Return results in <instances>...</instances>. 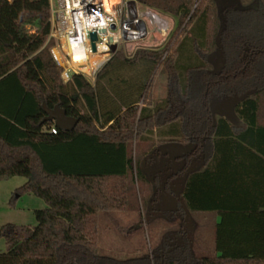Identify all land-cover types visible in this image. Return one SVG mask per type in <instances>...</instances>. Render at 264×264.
<instances>
[{"label": "trees", "instance_id": "obj_1", "mask_svg": "<svg viewBox=\"0 0 264 264\" xmlns=\"http://www.w3.org/2000/svg\"><path fill=\"white\" fill-rule=\"evenodd\" d=\"M199 1L137 0L179 16L178 37L172 45L130 55L118 49L92 83L82 74L69 82L61 77L51 52V0H0V181L26 176L20 192L48 203L35 209V224L2 225L7 249L0 250V264H131L149 258L103 250L100 219L115 209L145 212L148 195L130 197L123 186L127 178L132 188L141 182V191L151 184L143 155H134L131 143L157 136L196 143L177 155L182 164L168 176L181 177L178 207L168 209L173 217L151 243L149 264H264V28L251 31L254 18L256 28L264 23L258 18L264 9L230 5L219 14L217 0ZM218 40L234 50L233 56L222 51L226 63L220 70L207 57L217 53ZM247 50L253 52L248 60ZM165 71L175 78L177 96L153 104L149 92ZM198 72L210 89L193 98ZM248 85L255 86L240 93L234 107L238 123L212 113L213 89ZM57 105L79 117L75 128L45 119L46 106ZM188 212L201 216L209 234L201 228L194 241L184 234L172 242L176 235L170 233L184 232Z\"/></svg>", "mask_w": 264, "mask_h": 264}, {"label": "rangeland", "instance_id": "obj_2", "mask_svg": "<svg viewBox=\"0 0 264 264\" xmlns=\"http://www.w3.org/2000/svg\"><path fill=\"white\" fill-rule=\"evenodd\" d=\"M195 1L196 6L200 1ZM230 5L239 8L258 7L260 10L264 9V4L261 0H217L215 11L222 14L224 9ZM138 9L139 14L147 22L148 33L143 39L123 43L118 49H121L124 54L130 55L135 53L139 48L157 49L169 44L172 45L183 27H179V16L145 6L140 2H138ZM256 18H254L251 26V31L254 34L256 30L259 31V29L264 28V23L258 24L256 28ZM258 18L260 21H264V16ZM228 41L232 42L233 37H230ZM218 47L219 49L217 48L215 55L214 53L207 54V57L211 58V60L214 59L213 63L216 70H220L226 63L224 56H222L224 49H227L229 56H233L234 54L233 48H229L228 44H223L221 40H218ZM245 55L246 60H248L253 56V52L247 50ZM259 69L260 74H262L264 72V63H261ZM169 73L165 71L157 76L156 83L149 92V100L153 104L161 102L164 98L169 97L172 99L177 96L175 78ZM205 79L206 76L202 73L198 72L193 74L191 97L197 98L205 93L209 94L210 86L208 85L206 87ZM253 79L255 78L253 77ZM254 86L248 85V87L242 89L236 86L230 88L231 90L225 89L223 92L221 90V92H217L213 89L210 96L212 113L215 115L225 114L234 122L238 123L239 118L235 113V104L240 99V93L244 90L253 89ZM203 137L205 135L200 137L198 143H201ZM195 143L192 140L188 145H184L181 142L167 141L158 136L150 143L139 142L137 140L131 143L134 155L139 153L143 155L142 168L150 178L151 184L146 186L145 190L141 191V188L144 187L141 182H136V185L132 188L131 182L127 178L123 186L125 190L123 191L129 189L130 197L133 198L137 194L148 195V207L145 212L142 210L141 214L138 211L132 212L122 209H115L112 212L106 213L100 219L101 230L99 244L103 250L106 252H115L119 256L125 254H142L149 257L138 260V262H132L131 264L152 263V259H150L152 253L150 245L151 243L154 244L157 238H160V233L167 229V220L173 217L172 215H168V209L178 207L181 177H174L168 180V176L182 164V158H177V155L193 149ZM157 149H160V152H157ZM26 180V176L15 175L2 178L0 181V250L7 249L6 239L1 235V227L4 223L35 224L38 222L35 209L48 206L47 201L37 194L33 192H20V186ZM166 181H169L168 184ZM141 192L143 193L141 194ZM177 212L179 213V211ZM185 217L184 232L179 233L177 231L176 233L172 231L170 235H176L174 240L171 239L172 242H180L184 234L190 240L194 241L198 232L202 229L204 234H209V231L199 224L202 220L200 215L188 212ZM205 238L204 240L206 241L207 239Z\"/></svg>", "mask_w": 264, "mask_h": 264}, {"label": "built area", "instance_id": "obj_3", "mask_svg": "<svg viewBox=\"0 0 264 264\" xmlns=\"http://www.w3.org/2000/svg\"><path fill=\"white\" fill-rule=\"evenodd\" d=\"M130 0H51V52L64 82L82 74L95 83L100 70L126 42L143 39L148 26L135 17ZM138 5V4H137ZM97 32L93 40L92 32ZM95 42V48H94ZM117 44V47L114 45ZM57 133L58 127H52Z\"/></svg>", "mask_w": 264, "mask_h": 264}, {"label": "water", "instance_id": "obj_4", "mask_svg": "<svg viewBox=\"0 0 264 264\" xmlns=\"http://www.w3.org/2000/svg\"><path fill=\"white\" fill-rule=\"evenodd\" d=\"M129 3L133 8L134 16L137 17L138 16L137 0H130ZM142 22L144 23L145 26H147V22L145 21V19H142ZM92 37L93 40L97 39L98 35L96 31L92 32ZM114 47H117V44H115ZM94 48H95V42H94ZM46 111H47V115L45 119L54 120L58 126H60L62 129L65 130H71L75 128V126L80 120L79 117L69 115L66 109L60 107L59 105L55 107L46 106Z\"/></svg>", "mask_w": 264, "mask_h": 264}, {"label": "crops", "instance_id": "obj_5", "mask_svg": "<svg viewBox=\"0 0 264 264\" xmlns=\"http://www.w3.org/2000/svg\"><path fill=\"white\" fill-rule=\"evenodd\" d=\"M211 212H207V213H205V214H210ZM212 214V213H211ZM211 216H213V215H211ZM214 218L216 219V220H219L220 219V216L218 217V216H216V214H214Z\"/></svg>", "mask_w": 264, "mask_h": 264}]
</instances>
